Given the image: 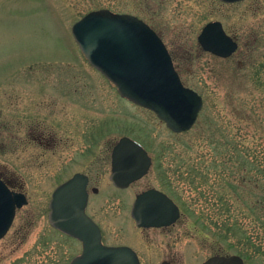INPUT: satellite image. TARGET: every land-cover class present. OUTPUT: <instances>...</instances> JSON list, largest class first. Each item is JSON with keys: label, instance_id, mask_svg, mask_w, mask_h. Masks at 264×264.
<instances>
[{"label": "rangeland", "instance_id": "374dc122", "mask_svg": "<svg viewBox=\"0 0 264 264\" xmlns=\"http://www.w3.org/2000/svg\"><path fill=\"white\" fill-rule=\"evenodd\" d=\"M95 8L134 15L161 35L182 82L204 100L190 130L173 133L91 66L72 26ZM211 21L239 42L232 57L199 45ZM126 136L154 163L122 191L106 157ZM85 169L100 190L89 212L105 245L130 244L143 264H202L219 254L264 264V0H0V174L29 199L0 240V264H68L82 252L48 214L54 188ZM149 188L182 205L174 227L137 230L129 210Z\"/></svg>", "mask_w": 264, "mask_h": 264}, {"label": "water", "instance_id": "95a60500", "mask_svg": "<svg viewBox=\"0 0 264 264\" xmlns=\"http://www.w3.org/2000/svg\"><path fill=\"white\" fill-rule=\"evenodd\" d=\"M72 32L91 65L116 85L123 98L154 111L174 132L193 127L203 99L183 85L166 45L148 24L134 15L103 9L76 22ZM199 42L221 57L238 48L218 22L204 28ZM151 165L143 147L125 137L114 148L111 179L118 187H127L144 177ZM86 185V177L76 175L55 190L50 205L51 224L83 242V254L71 264H140L130 248L102 244L98 226L86 215ZM27 203L25 195L11 192L0 180V239L9 231L17 208ZM133 217L139 226L160 227L175 223L179 209L162 192L150 190L138 196ZM204 264H244V260L215 256Z\"/></svg>", "mask_w": 264, "mask_h": 264}, {"label": "flooded vegetation", "instance_id": "af4514ba", "mask_svg": "<svg viewBox=\"0 0 264 264\" xmlns=\"http://www.w3.org/2000/svg\"><path fill=\"white\" fill-rule=\"evenodd\" d=\"M226 4V3H225ZM234 4H238V3H234ZM227 32V31H226ZM229 35V34H228ZM231 36V35H230ZM232 37V36H231ZM232 39L234 40V41H236L237 43H238V45H239V47H238V50L240 49V44H239V42L234 38V37H232ZM238 50H237V52H238ZM236 52V53H237ZM235 53V54H236ZM174 59V58H173ZM54 143L56 142L54 139L52 140ZM51 144L48 142V146H50ZM53 145V144H52ZM113 148L114 147H111L110 149H108V152H109V155L107 154V159L108 160H110V174H109V179H110V176H111V172H112V154H113ZM95 152H97V149L95 150H93L92 152H90V155L92 156L91 158H88L85 162H83L82 161V163L85 165V167H86V169L89 167H91L92 168V165L95 163V158H94V154H95ZM94 153V154H93ZM86 169L84 170V171H76V172H74L70 177H68L67 179H65L64 181H66V180H69L70 178H72L74 175H76V174H78V173H81V174H83L84 176H86V178H87V190H88V206H87V214L99 225V227H100V229H101V231H102V235H103V239H104V241H105V234H104V229H103V227H102V224L93 216V215H91L90 214V212H89V210H90V207H91V201H92V194H98L99 192H100V190H99V188L98 187H96V186H92V183H93V178H92V176H91V172L90 171H88V172H86ZM91 170V169H90ZM0 178L9 186V188L12 190V191H15V192H21V190H18L17 188H15L14 186H12L8 181H6V179L0 174ZM145 178V177H144ZM143 178V179H144ZM143 179H141V180H143ZM141 180H139V181H141ZM64 181H62V182H64ZM139 181H137L136 183H138ZM61 182V183H62ZM136 183H134V184H136ZM134 184H132L131 186H133ZM130 186V187H131ZM130 187H128V188H130ZM128 188L127 189H125V190H128ZM150 189H156V188H149V189H147V190H150ZM123 191V190H122ZM146 191V190H145ZM142 192H144V191H142ZM141 192V193H142ZM166 193V192H165ZM140 194V193H139ZM139 194H137V196L139 195ZM166 194H168V193H166ZM171 198H172V196L170 195V194H168ZM136 196V197H137ZM136 199V198H135ZM135 199L133 200V202H132V204H131V208H130V210H129V214L131 215V212H132V205H133V203H134V201H135ZM173 199V198H172ZM174 200V199H173ZM175 201V200H174ZM176 202V201H175ZM179 207H180V210H181V213H182V208H181V206L179 205ZM133 222H134V220H133ZM135 223V222H134ZM177 223H175V224H173V225H170V226H163V227H160V228H139V227H136L137 228V230L138 231H148V230H151V229H153V230H165V229H169V228H171V227H174L175 225H176ZM136 226V225H135ZM112 245H116V244H112ZM130 246V247H132L137 253H138V256H139V258H140V261H141V264H143V262H142V256H141V254L139 253V251L136 249V248H134L132 245H130V244H117L116 246ZM168 263L169 264V261H163L162 263Z\"/></svg>", "mask_w": 264, "mask_h": 264}, {"label": "trees", "instance_id": "16d2710c", "mask_svg": "<svg viewBox=\"0 0 264 264\" xmlns=\"http://www.w3.org/2000/svg\"><path fill=\"white\" fill-rule=\"evenodd\" d=\"M90 3H92V2H90ZM93 3H100V2L93 1ZM97 9H99V8H95L93 10H97ZM251 210H253V209L251 208Z\"/></svg>", "mask_w": 264, "mask_h": 264}]
</instances>
